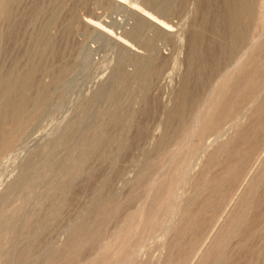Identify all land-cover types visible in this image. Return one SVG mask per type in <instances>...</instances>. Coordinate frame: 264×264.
<instances>
[{"label": "rangeland", "instance_id": "374dc122", "mask_svg": "<svg viewBox=\"0 0 264 264\" xmlns=\"http://www.w3.org/2000/svg\"><path fill=\"white\" fill-rule=\"evenodd\" d=\"M3 2L0 264H264V0Z\"/></svg>", "mask_w": 264, "mask_h": 264}, {"label": "bare ground", "instance_id": "6f19581e", "mask_svg": "<svg viewBox=\"0 0 264 264\" xmlns=\"http://www.w3.org/2000/svg\"><path fill=\"white\" fill-rule=\"evenodd\" d=\"M14 1H17V0H13V2ZM3 2V0H0V3L1 4H3L2 3ZM6 3V2H5ZM240 4V3H239ZM238 4V5H239ZM242 5H243V8L242 9H239V11H240V13L239 14H241V15H243V16H249V14H250V12H251V10H250V3H247V2H243L242 3ZM148 14V13H147ZM8 15V9L5 7V6H3V7H0V18H5L6 16ZM152 16V15H151ZM10 17V16H9ZM8 17V18H9ZM155 19V21L159 24V25H161V24H165V22H163V21H161L159 18H157V17H155L154 18ZM94 22V21H93ZM161 23V24H160ZM233 23H235V19H233ZM165 26V25H164ZM137 30V29H136ZM134 32V31H133ZM136 32V31H135ZM125 33V32H124ZM130 33V32H129ZM137 33V32H136ZM135 34V33H134ZM123 35V34H122ZM133 35V34H132ZM132 35H130V36H132ZM136 35V34H135ZM242 36V31L241 30H239L238 29V31H237V35H236V37H234V40H236L237 38H238V36ZM137 36V35H136ZM127 37V36H126ZM133 37V36H132ZM49 39V38H48ZM47 39V40H48ZM135 39H137L136 37H135ZM142 41V40H141ZM152 41V40H151ZM145 43L146 44H151L150 43V39L148 38V39H146L145 40ZM49 44V43H48ZM51 44V43H50ZM41 55H42V52H41ZM138 67L137 68H141L142 69V66H140L139 64L137 65ZM31 68V67H30ZM146 68H148V67H146ZM143 69H145L144 67H143ZM149 69V68H148ZM29 70V69H28ZM140 70V69H139ZM137 71V70H136ZM144 71V70H143ZM142 70H141V72H143ZM135 72V71H134ZM140 72V71H139ZM145 72V71H144ZM34 72H33V68H31L29 71H28V73L25 75H23L24 77L22 78V81H21V84H20V86H22L21 88L22 89H25L26 91H29V90H27V89H29V86H30V84L29 83H31V81H32V74H33ZM124 73H126V72H124ZM58 74V73H57ZM142 74V73H141ZM125 75V74H124ZM142 75H144V74H142ZM55 76H57L56 74H55ZM246 76H248V74L246 75ZM2 77V76H1ZM0 77V85H2V86H4V85H6V86H8L9 85V83H10V80H12V79H10V77H9V79L8 78H1ZM7 77V76H6ZM59 77V76H58ZM140 78H141V76H140ZM243 78V77H242ZM55 79V78H54ZM240 79V78H239ZM20 81V80H19ZM19 83V82H18ZM16 84V83H15ZM17 85V84H16ZM2 86H0V90L2 89L1 87ZM235 86H236V88H237V91H238V94H237V96L234 98V99H222V102L220 103V107L216 110V111H213L212 113H210V115L208 116V118L206 119V121H204L205 123H204V125H202L203 127H202V131L204 130H206V129H211V128H213V127H215V126H217L216 124H220V123H218V121L220 120L221 121V118H225L231 111H233V110H236L238 107H240V105L247 99L248 100V98H252V96H254L255 95V93L258 91V92H260L259 90H260V88H264V72H262V73H260L259 75L257 74V75H255V73H254V75H251L250 74V76L249 77H247V78H244V79H240V80H238V81H235ZM5 87V86H4ZM8 87H10V86H8ZM17 89H20V87L18 88V86H12L11 88H10V92H13V94H14V92H16V94L18 93V95L20 94L19 93V91L17 90ZM24 92V91H23ZM22 92V94H24ZM257 92V93H258ZM26 93V92H25ZM12 94V95H13ZM27 94V93H26ZM30 95V94H29ZM8 98H9V96H7ZM10 97H12L11 96V94H10ZM25 97H26V95H25ZM29 97V96H28ZM255 97V96H254ZM16 98H17V95H16ZM12 99V98H11ZM10 99V100H11ZM28 99V98H27ZM9 101V100H8ZM7 103V102H6ZM24 103H25V100H24V95H22V96H20L19 98H17V99H15V100H13V101H10V103H9V105H8V107L7 108H2V111H4V114H6L8 111L7 110H10V114H11V117L10 118H6V119H9L8 121L10 122V125H9V127L8 128H6V129H2V128H0V133L4 136V141H3V143H1L0 144V149H2L3 150V148H5L6 146H8L7 144H9L10 142H11V140L14 138V136H16L15 135V133H16V130H17V128L18 129H20L22 126H20L19 127V125H20V120H21V117H22V113H24L25 111H24V107L26 106V103H25V105H24ZM1 108V107H0ZM240 109V108H239ZM1 111V112H2ZM24 111V112H23ZM1 112H0V114H1ZM232 113V112H231ZM8 121L6 122V123H8ZM221 122H223V120L221 121ZM5 123V125H7ZM3 126V125H2ZM24 126V125H23ZM22 130V129H21ZM212 130V129H211ZM19 131V130H18ZM24 132V131H23ZM18 137V136H17ZM15 141V140H14ZM12 143V142H11ZM11 145V144H10ZM195 146V145H194ZM6 149V148H5ZM4 152V151H3ZM0 153H2V152H0ZM101 229V228H100ZM122 231V230H121ZM96 233H98V232H96ZM100 234V233H99ZM120 234V233H119ZM93 235H95V234H93ZM92 235V236H93ZM96 236V235H95ZM129 237V236H128ZM92 239V238H91ZM125 239V238H124ZM85 241H87L86 239H84ZM84 240H82L83 242H85ZM77 241V240H76ZM89 241V240H88ZM87 241V242H88ZM93 241V240H92ZM79 242H81L80 240H79ZM86 242V243H87ZM90 242V241H89ZM122 243V242H121ZM80 246V245H79ZM82 246V245H81ZM217 250H218V247H217ZM216 249H215V251L214 252H216L217 251ZM219 251V250H218ZM65 252V251H64ZM68 252V251H67ZM76 252V251H75ZM63 253V252H62ZM68 253H71V252H68ZM68 253H66V254H68ZM65 256L63 255V258H64ZM67 257V256H66ZM71 257H74V256H71ZM186 257V256H185ZM66 259H68V258H66ZM70 259H68L67 261H69ZM63 261V260H62ZM66 261V260H65ZM66 261V262H67ZM101 261V260H100ZM187 261V260H186ZM69 262H71V261H69ZM60 263V262H59ZM56 264V263H55ZM65 264H67V263H65Z\"/></svg>", "mask_w": 264, "mask_h": 264}]
</instances>
